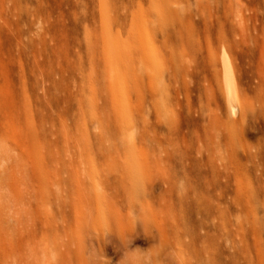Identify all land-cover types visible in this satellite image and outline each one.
<instances>
[{
    "label": "rangeland",
    "instance_id": "rangeland-1",
    "mask_svg": "<svg viewBox=\"0 0 264 264\" xmlns=\"http://www.w3.org/2000/svg\"><path fill=\"white\" fill-rule=\"evenodd\" d=\"M107 29L134 75L125 120L104 86ZM134 39L155 54L156 80ZM0 138L21 157L0 174V264L49 239L61 264H87L85 246L103 264L136 249L150 264H264V0H0ZM134 165L155 216L122 197L117 231L104 200ZM77 185L102 196L85 228ZM162 194L175 220L160 244Z\"/></svg>",
    "mask_w": 264,
    "mask_h": 264
},
{
    "label": "bare ground",
    "instance_id": "bare-ground-1",
    "mask_svg": "<svg viewBox=\"0 0 264 264\" xmlns=\"http://www.w3.org/2000/svg\"><path fill=\"white\" fill-rule=\"evenodd\" d=\"M141 20H143V19H141ZM106 22H105V24H104V27H105V29H106ZM105 31V39L103 40V43H102V49H103V53H104V62H103V78H104V82H105V84H104V86H106V88H107V92H109V95H110V97H111V100L116 104V106H117V103H118V110H120V119H124V117H127L128 118V116H127V114L129 115V113H128V110H129V101H128V95H127V82L129 81L128 79H130V78H134V75H132V73L130 72V71H126V70H120V69H122V68H119L120 67V65L118 64V66H117V64H115L114 63V61L112 60L113 58V55H115L116 54V52H118V46H117V48H116V46H115V42L116 41H113V38L112 37H110L109 36V34H111V33H109L108 34V32H110L108 29L107 30H104ZM137 39V38H136ZM135 40V39H134ZM136 41V40H135ZM136 42H138V44H139V49H140V53H142L141 55H142V57L141 58H139V66L138 67H140V69H141V67H142V69H144L148 74H150L151 75V77L153 78V79H157V77L158 76H160V75H158V67H157V63L158 62H156V57H155V54L153 53V51H151V49L149 48V43H148V41H136ZM137 44V45H138ZM116 49H117V51H116ZM128 60H130V59H128ZM158 61V60H157ZM118 68H119V70H118ZM143 70V71H144ZM137 71V70H136ZM145 72V73H146ZM147 74V75H148ZM138 77V76H137ZM136 77V78H137ZM150 78V77H149ZM159 78V77H158ZM158 81V80H157ZM133 82V81H132ZM125 120V119H124ZM125 134V136H126V133H124ZM122 136H124L123 135V133H122ZM123 137L124 138V140H125V138L126 137ZM122 146H124V145H122ZM126 148H127V146H126ZM126 148H124V149H126ZM125 151H130V149L128 148V150L126 149ZM155 163H160L161 165L162 164H164L165 163V161H164V159H159L158 161H156ZM154 163V164H155ZM112 165H114V166H117V162H113L112 163ZM161 165H159V166H161ZM155 166H157V165H155ZM158 167V166H157ZM126 168V167H125ZM131 171H132V169L129 167V168H127V169H123V168H121V170H120V173H119V181L113 186V195L111 194V196L108 198V199H105L104 201H105V203H108L105 207H108V210L107 209H105V210H107V212L109 211L110 213H109V215L108 216H110V218L112 219H110V218H108V219H110L111 220V225H110V227H112V225H114V226H117V227H119V228H117V231H118V229H120L121 228V230L124 228H122L121 226H122V224L124 225L125 223L124 222H126V221H124V217H125V214H123V219H121L120 217L122 216H120L119 217V214H118V206L116 205V202L117 203H119V201L118 200H120V201H122L123 199H122V197L123 198H125L123 201H126L127 202V209L129 208V210L131 211V208H132V206H134V205H136L134 202V205L132 204V201L133 200H131L130 198H129V187H130V184H131V181H132V175H131ZM147 175H149L150 176V174H149V172L147 173ZM141 179V178H140ZM167 181V180H166ZM79 184V183H78ZM164 184V183H163ZM81 185V184H80ZM170 185V184H169ZM168 185V187L166 186V188H165V190H163V194L165 193L164 191H166V192H169L170 191V186ZM78 186V188H77V191L75 192V195H76V201L77 200H79V203L81 204L82 202H83V199L85 198V204H86V207H87V213H86V215H83L82 214V221H81V226H83L84 228H85V222H88L89 220H88V218H87V214H92V206L94 205V207H96V209H97V211H95L96 213H98V217H99V219L101 220L102 219V215H103V210H102V196L101 197H98V196H95V197H88L87 195H85V192H84V190H83V188H81L79 185H77ZM173 186V185H172ZM240 186H242V185H240ZM121 189H122V192H120L121 191ZM242 189V188H241ZM143 193H145V195L143 194V197H144V199H143V201H142V198H141V201H140V199H139V210L138 209H136L138 212V217L140 218V220L142 221H144V222H148V221H150L154 216L152 215L153 213L151 212V210H150V204H152L153 202V200H151V199H153V198H150V197H148V195H147V191H145L144 189H143ZM163 194H162V196H161V198H160V201L158 202V207H160V209L162 210V212H161V216H159V221H157L158 222V241L159 242H157V243H160V244H162L163 243V241L166 239L165 238V230H164V228H163V224H164V222H165V220L167 219V217H170V218H172L171 220H175L174 218H173V216L171 215V210H170V207L168 206V205H166L165 203V201L163 200ZM85 196V197H84ZM113 198H115V199H113ZM117 199V200H116ZM122 199V200H121ZM251 199H252V197H251ZM247 200H248V197H247ZM107 201V202H106ZM138 201V200H137ZM192 201V200H191ZM249 202V201H248ZM105 203H104V205H105ZM76 204V203H75ZM154 204V203H153ZM157 204V203H156ZM119 205V204H118ZM126 205V204H125ZM125 205H123V207L125 206ZM178 207V206H177ZM122 208V207H121ZM196 208V207H195ZM192 209V208H191ZM106 212V213H107ZM126 212H127V210H126ZM248 212H250V210L248 211ZM120 213V212H119ZM255 215V214H254ZM176 216V215H175ZM174 216V217H175ZM256 216V215H255ZM132 217V216H131ZM89 218H91L92 219V217H90L89 216ZM128 218H129V216H128ZM127 218V219H128ZM176 218V217H175ZM129 219H131V218H129ZM121 220H123L124 222L122 223V221ZM134 220V219H133ZM170 220V219H169ZM177 220V219H176ZM184 220V219H183ZM103 221H104V219H103ZM109 221V220H108ZM179 221V220H178ZM110 223V222H109ZM122 223V224H121ZM129 223V222H128ZM131 223V222H130ZM141 223V222H140ZM176 224V223H175ZM180 224V223H179ZM182 225V224H181ZM181 225H180V227H181ZM259 225V224H258ZM113 226V227H114ZM125 226V225H124ZM249 226V225H248ZM112 227V228H113ZM126 227V226H125ZM179 227V226H178ZM111 228V229H112ZM129 228H131L130 226H129ZM176 228V227H175ZM113 229H115L116 230V228L114 227ZM166 229V228H165ZM173 229H174V227H173ZM254 229V228H253ZM256 229V228H255ZM120 230V231H121ZM246 230V229H245ZM176 231H178V228H177V230ZM186 231V230H185ZM111 232V231H110ZM173 233H175V232H173ZM71 234H72V232H71ZM78 234V233H77ZM118 234V233H117ZM190 235V234H189ZM121 236V235H120ZM175 236V235H174ZM167 237V236H166ZM190 237V236H189ZM154 238V237H153ZM185 238V237H184ZM186 239V238H185ZM176 240V239H175ZM194 240V239H193ZM176 242V241H175ZM179 242H180V240H179ZM178 242V243H179ZM177 243V242H176ZM64 245V244H63ZM177 245V244H176ZM182 245V244H181ZM180 245V246H181ZM185 245V244H184ZM158 246V245H157ZM162 246V245H161ZM179 246V245H178ZM182 247V246H181ZM184 247V246H183ZM180 248V247H179ZM203 248V247H202ZM158 249V248H157ZM169 249V248H168ZM201 250V249H200ZM202 250H204V249H202ZM208 250V249H207ZM67 251H65V253H66ZM210 252H211V250H210ZM160 253V252H159ZM209 254V253H208ZM63 255H64V252H63ZM158 255V254H157ZM154 256H156V255H154ZM153 256V257H154ZM159 257V256H158ZM157 258V257H156ZM209 258V257H208ZM213 258V257H212ZM214 259V258H213ZM159 260V259H158ZM214 260H216V259H214ZM155 261V260H154ZM63 262V261H62ZM162 262V261H161ZM157 263V262H156Z\"/></svg>",
    "mask_w": 264,
    "mask_h": 264
},
{
    "label": "clouds",
    "instance_id": "clouds-1",
    "mask_svg": "<svg viewBox=\"0 0 264 264\" xmlns=\"http://www.w3.org/2000/svg\"><path fill=\"white\" fill-rule=\"evenodd\" d=\"M214 148V152L217 155L224 154V147L218 141ZM130 156L134 159V152L130 151ZM21 164V157L14 149L8 145V142L0 138V174L6 175L8 170L14 165L19 168ZM132 181L129 187V198L133 201L142 198V189L139 180V169L134 165L131 171ZM146 188V186H145ZM4 191L0 186V192ZM133 217H136L137 213L135 208L132 212ZM139 219H135L136 222ZM11 223V221H9ZM107 236V235H106ZM127 243H122L125 247ZM84 255L87 260V264H103L106 260L101 254L99 249L85 246ZM11 264H61V253L58 241L49 239L45 243H33L27 242L23 249L15 256L11 258ZM118 264H150V254L146 251L133 250L124 251L122 258Z\"/></svg>",
    "mask_w": 264,
    "mask_h": 264
}]
</instances>
